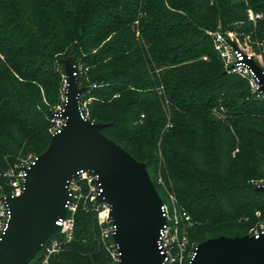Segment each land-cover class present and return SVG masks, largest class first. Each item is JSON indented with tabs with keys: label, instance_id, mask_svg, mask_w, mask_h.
<instances>
[{
	"label": "trees",
	"instance_id": "trees-1",
	"mask_svg": "<svg viewBox=\"0 0 264 264\" xmlns=\"http://www.w3.org/2000/svg\"><path fill=\"white\" fill-rule=\"evenodd\" d=\"M249 8L264 13V0H0V167L26 155L24 140L37 155L47 149L55 62L81 57L82 109L93 98L85 115L146 163L163 201L159 169L171 181L192 217L190 242L252 234L255 213L264 215V193L249 182L264 177V98L227 72L209 33L236 30L246 48L252 27L239 22ZM258 23L253 37L264 39ZM164 100L172 126L161 138ZM220 105L227 122L212 113ZM75 217L53 264H106L97 212L80 207ZM40 261L39 251L28 264Z\"/></svg>",
	"mask_w": 264,
	"mask_h": 264
},
{
	"label": "water",
	"instance_id": "water-1",
	"mask_svg": "<svg viewBox=\"0 0 264 264\" xmlns=\"http://www.w3.org/2000/svg\"><path fill=\"white\" fill-rule=\"evenodd\" d=\"M245 60L259 80V92L264 93V69L252 56ZM64 65L65 101L59 114L66 122L25 168L21 194L8 198L11 215L0 239V264H28L60 230L57 221L67 213V185L80 170L99 175L103 190L99 198L111 204L118 264H162L158 240L166 219L147 165L102 131L106 123L88 119L80 100L86 87L80 86L72 59ZM256 189L264 193L263 185ZM190 264H264V231L206 239L197 244Z\"/></svg>",
	"mask_w": 264,
	"mask_h": 264
},
{
	"label": "built area",
	"instance_id": "built-area-1",
	"mask_svg": "<svg viewBox=\"0 0 264 264\" xmlns=\"http://www.w3.org/2000/svg\"><path fill=\"white\" fill-rule=\"evenodd\" d=\"M248 16L249 19L256 21L261 17V14L249 10ZM210 34L214 37L215 49L219 53L227 72L235 73L244 78L250 84L252 92L264 98V93L259 92V80L245 60L247 55L252 57L253 55L240 46L236 37L231 34L226 35L219 31H211ZM256 62L259 64L258 61ZM262 68L264 69V67ZM60 110L56 112L58 120L50 128L51 136L59 132L66 122V119L60 116ZM37 157L38 155H30L20 158L14 166L7 169L0 167V178H2V182H0V239L11 215L8 198L21 194L27 175L25 168L30 167ZM158 182L160 183L161 179ZM260 185L264 186V182L257 184V186ZM67 187L69 191V200L66 205L67 213L64 218L57 221L61 227L60 230L55 232L40 250L42 264H49L51 258L59 254L66 243L72 240L76 224L75 216L80 207L84 209L91 207L97 212L103 246L111 257V264H118L120 252L114 237L117 226L110 215L111 204L99 198L103 191L99 182V175L90 170H80L70 178ZM161 209L166 219L158 240V248L164 256L162 264H190L197 244L192 246L187 234L182 231L183 224L191 223L190 214L183 206L178 205L173 194H169V197L163 201ZM260 232L252 234H259Z\"/></svg>",
	"mask_w": 264,
	"mask_h": 264
},
{
	"label": "rangeland",
	"instance_id": "rangeland-1",
	"mask_svg": "<svg viewBox=\"0 0 264 264\" xmlns=\"http://www.w3.org/2000/svg\"><path fill=\"white\" fill-rule=\"evenodd\" d=\"M249 10H252L254 12L253 9L249 8L248 9V13H249ZM256 13V12H255ZM261 14V17L258 18L256 21L254 20H251L249 19V16L247 17V21H240L239 24L242 25V26H250L252 27V31L248 34H245L244 35V38H245V41H247V47L245 48V50L250 53L251 55H253L254 59L256 61L259 62V64L264 67V39H258L257 37H253V34L254 32L257 30L258 28V22L260 19H262L264 17V13L262 12H259ZM223 26L220 24L217 29L215 31H219L221 33H224L226 35H229L231 34L233 37H236L238 35H241L238 31L236 30H223ZM211 31H209L210 33ZM211 35V34H210ZM213 36V35H211ZM213 40H214V37H213ZM214 47H215V42H214ZM256 47L260 50V52H257L256 51ZM67 59H72L73 61V64L76 66L77 68V71H83V69H85V66H84V63H83V60L82 58H76L75 56H69L67 58H64L63 59V62L61 61H56L55 62V74L54 76L50 79V83H54L56 85V87L58 88V93H59V102L54 105L53 107H51V116L49 118V125H48V133L50 134V128L56 123V121L58 120V116H56V112L59 110V109H62L64 107V101H65V85H66V72H65V69H64V61L67 60ZM225 68V66H224ZM87 69V68H86ZM226 69V68H225ZM241 77V76H240ZM242 78V77H241ZM244 79V78H243ZM249 87H250V91L252 92V88L250 86V84L248 83ZM86 87V86H85ZM248 87V88H249ZM43 91V90H42ZM93 101V98L90 97V98H87L85 99L84 103H83V110H86V112L88 113V106L91 104V102ZM44 102H48L46 98H44ZM163 109L167 115V121H166V125L163 127L162 131H161V138L163 136V134L165 132H167L166 130L172 126V120H171V107H170V104L164 100V104H163ZM212 113L214 114L215 117H217L218 119H221L222 121L224 122H227V119H229L228 115L226 114V108L222 105L220 106H215L213 109H212ZM47 132V131H46ZM160 138V140H161ZM23 144H24V147L27 146L26 148V155H22L21 158L23 157H28L30 155H37L34 151L32 150H29V141L28 140H24L23 141ZM240 151V148H239V141L236 140V146L235 148L232 150V156L235 157V155L237 153H239ZM23 152V151H22ZM160 155L162 157V151L160 150ZM161 167V166H160ZM158 181L159 179H161V187L165 190L166 194L164 195L165 198L167 199L169 197V194H173L175 196V193L170 189V184H171V181H169V184L168 182H166L165 180V177L164 175L162 174V171L159 169V174H158ZM249 182L253 185V187L256 189L257 184L260 183V182H264V177L262 178H251L249 180ZM257 190V189H256ZM258 191V190H257ZM176 197V196H175ZM176 202L178 203V205H181L178 201V198L176 197ZM182 206V205H181ZM191 216V215H190ZM255 216H256V219L257 221L255 222V224H253L250 228V232L251 233H255V232H260L262 230H264V215H262V213L260 211H257L255 213ZM193 225V222H192V217H191V223H186V224H183L182 225V231L184 233L187 234L188 238H189V230L190 228L192 227ZM190 240V238H189ZM190 244L193 246L194 244H198V243H195V242H190ZM191 246V247H192ZM57 255L56 254L55 256H53L50 260V263L49 264H53V261L55 258H57ZM108 256H109V253H108ZM42 258H41V261L39 264H42ZM112 261H111V257L109 256V261L106 263V264H111Z\"/></svg>",
	"mask_w": 264,
	"mask_h": 264
}]
</instances>
